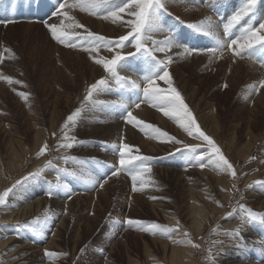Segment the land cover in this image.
<instances>
[{
	"label": "rangeland",
	"instance_id": "1",
	"mask_svg": "<svg viewBox=\"0 0 264 264\" xmlns=\"http://www.w3.org/2000/svg\"><path fill=\"white\" fill-rule=\"evenodd\" d=\"M166 1L176 2L183 10L171 9L166 4L161 23L173 33L179 25L188 29L187 39L182 38L180 31L178 35L174 33L176 40L197 51L181 55L183 47H172L154 55L160 60L172 57L168 65L172 86L181 93L201 129L215 140L232 163L236 177L220 173L211 166L201 169L191 163L185 146L203 141L190 137L185 131L180 133L179 123L165 124L160 108L157 107L150 119L140 120L175 136L183 144L157 137L151 130L142 131V125L128 123L127 112H132L134 107L132 98H138L141 90L132 95L127 83L119 87L105 69L108 85L94 94L92 101H85L87 87L91 85L87 83L102 74L91 67V57L96 51L90 55L84 50L93 46L86 31L113 41L130 31L122 22L103 18L110 9L102 8L95 16L80 8L64 10L74 20L57 14L40 21L5 20L0 23V76H10L13 82L0 79V165L3 167L0 168V193L16 186L8 198V206H0V243L6 242L4 251L0 250V264H17L15 261L21 256L26 259L24 264H183L182 260L172 259V248L186 250L185 260L192 258V264H264V222L243 219L246 209L264 213V184L253 183L264 181V101L258 102L259 92L248 94V86L264 79V73L253 67V70L247 69L246 76L234 68L235 62L241 60V68L246 71L247 64L243 60L247 58L264 68V55L257 49L236 57L225 48L233 56L223 52L222 58H210L203 51L211 47L206 46L207 37L192 35L189 25L201 21L203 14H195L199 9L203 11L208 3L204 11L211 12L206 17L219 26L217 30L223 35L219 13L225 14L223 22H227L243 0ZM113 3L121 4L122 0H113ZM7 9L13 10L10 3ZM79 15L89 17L79 22L84 27H67L74 25ZM122 15L125 20L130 18L126 13ZM263 21L264 0H258L251 19L246 18L233 30L232 37L224 36V39L239 35L246 22L258 27ZM48 24L62 25L67 31L80 33L72 40L77 46L68 47L54 40ZM157 33H152V38L163 41L162 37L155 39ZM191 42H198L201 47H193ZM102 45L106 46L101 43V48ZM131 46H134L132 42H125L119 51ZM148 46L154 47L151 42ZM124 56L120 62L124 68L121 72L129 71L141 77V83H136L142 88L146 84L143 77L148 63L139 53ZM128 79L134 80H124L128 82ZM159 87L169 85L160 80ZM19 93H28L29 100ZM81 105L84 108L75 124L63 129L67 116ZM29 106L39 115L43 133L39 144L34 142L36 127L32 125ZM65 131L74 139L66 141ZM69 142L71 147H60ZM124 143L133 146V151L125 158L129 155L148 157L143 164L151 171L144 172L135 184L126 169L112 175L119 167L117 148ZM45 144L47 151L37 156ZM139 167L137 163L136 168ZM38 168H43L39 175L29 176ZM16 181L21 183L16 184ZM101 183L103 187L99 186ZM192 188L197 190L198 201L205 210L200 224L192 219ZM50 190L51 196L48 195ZM39 197L38 209L33 204L22 219H16L17 207ZM242 205L246 209H242ZM128 219L173 227L179 223L180 231L172 234L173 239H183L182 233L186 231L199 247L175 244L165 236L129 226ZM216 229L218 231L214 232ZM236 229H239V238L230 235ZM17 240L30 245L17 249L19 243H14ZM16 249L18 251L11 255ZM46 250L67 255L49 258Z\"/></svg>",
	"mask_w": 264,
	"mask_h": 264
},
{
	"label": "snow or ice",
	"instance_id": "2",
	"mask_svg": "<svg viewBox=\"0 0 264 264\" xmlns=\"http://www.w3.org/2000/svg\"><path fill=\"white\" fill-rule=\"evenodd\" d=\"M258 0H243L242 6L234 12V14L224 23L221 31H218V25L211 21V18H205L198 23L190 24L189 27L192 28L196 33L202 34L209 38L212 43L211 47L204 49L210 58H215L217 56H223V50L225 48L230 49L234 56L243 57L245 53H252L254 50H259L264 52V22L259 23L258 27L246 22V26L241 27L239 35L231 40H225L224 36H231L233 30L237 26L241 25L242 21L246 18L249 20L255 13L256 5ZM65 8H80L82 11L90 12L91 15L95 16L102 9H110L107 11V15L103 16L105 20L111 19L114 23L119 21L130 28V31L126 35H122L118 40H109L103 36H99L91 31H86V36L92 39L93 46L85 48L91 55L94 51H98L100 44L103 43L109 46V50H113V45L116 49L123 48L125 42H132L136 49V53L142 54L147 57L148 60V70L144 75L143 80L146 82V86L142 88L143 96L146 100L152 103L153 107H158L167 117L176 120L180 127L190 136L195 137L203 141L201 144L186 145L185 151L188 152L189 161L203 169L205 167L211 166L220 173H230L232 177H236V169L229 161V159L224 155L220 146L215 142V140L207 135L200 127L195 116L193 115L189 106L185 103L183 96L178 91L177 88L172 86V77L168 71V65L172 62V57L168 56L164 60L157 59L155 57V52H167L172 47H183V54H191L197 51L194 48H189L179 44L173 31L170 28H165L161 23V14L166 12V0H122L121 4H114L113 0H73V3H68V0H63V2L58 4L57 15H63L66 18L73 19L74 17H69L67 11H62ZM130 17L125 20L124 14ZM0 23H5V21H0ZM47 24V21H45ZM67 27H80L84 26L78 21L74 25H68ZM48 28L51 32V36L54 40L61 44H66L68 47H76V44L72 43V40L80 35L75 31H67L65 27L57 24H48ZM157 31H166L168 35L163 41H155L152 38V33ZM152 43L154 47H149V43ZM163 46H160V45ZM82 46V45H81ZM10 51V50H9ZM136 53H128L129 56L135 55ZM97 64L103 65L104 69L111 73L113 77L119 78L118 68L120 62L125 59V56L121 54L120 51H116L115 55L111 59L100 58L96 59L93 56ZM264 64V61H262ZM162 73V74H161ZM0 79H4L9 83L13 82L10 76H0ZM127 79V78H119ZM157 80H164L168 83L169 87L161 88L157 85ZM19 83V81H16ZM109 81L106 78H101L95 83L91 84L87 90L85 101H92L94 94H98L104 90L108 85ZM132 84L136 88H140V84L136 81H132ZM224 87L227 88L228 85L225 83ZM249 95L251 92H258L260 88H264V79H261L257 83L248 86ZM25 100L28 99V93H19ZM136 108L140 107V103L135 105ZM84 105L77 108L70 115L67 116L66 122L63 125V129H68L69 124H75L76 120L80 117L81 111ZM126 119L128 123L135 122L137 125H142L141 130H151L157 137H167L169 141L183 144V141L177 140L175 136H170L168 133L161 131L159 128L154 127L151 124H145L144 121L137 120L133 116L131 111L127 112ZM64 139L66 141H71L74 138L64 133ZM72 144L63 143L60 147L69 148ZM48 146L45 144L40 151L36 154L37 156H42L47 151ZM120 159L119 167L113 171L112 175H118L121 170H128L132 174V180L135 181L138 177H141L144 172H150L151 169L143 164V161L147 160L148 157L141 156H131L125 158L126 154H130L133 151V146L124 143L117 148ZM139 151L138 148L135 149ZM255 159V157H252ZM51 162L49 161L48 164ZM137 163L140 164L139 168H136ZM47 166V165H46ZM135 169V171H134ZM43 171V168H38L35 172L29 173V176H37ZM24 179H27L25 177ZM91 179V178H90ZM21 181H16V184H20ZM253 183H262L264 181H254ZM16 185L11 188L4 190L0 193V206L7 207L9 204V196L12 193ZM103 187V184H99ZM235 187V186H234ZM48 195H52V191L48 192ZM242 209H246V206H240ZM244 220H257L264 222V213L255 212L252 209H246V213L243 217ZM127 224L129 226H137L140 230L147 231L153 235H162L168 239H172L175 244H186L192 247H199V245L194 244L191 239V234L189 232H183V239H173L172 234L174 232L180 231L179 223L176 226L161 225L157 222H145L140 220L128 219ZM218 231V229L214 230ZM233 237L239 238V229L234 230L230 233ZM45 255L49 258H53L60 255H67V253H53L46 250Z\"/></svg>",
	"mask_w": 264,
	"mask_h": 264
},
{
	"label": "bare ground",
	"instance_id": "3",
	"mask_svg": "<svg viewBox=\"0 0 264 264\" xmlns=\"http://www.w3.org/2000/svg\"><path fill=\"white\" fill-rule=\"evenodd\" d=\"M208 2H211V0H209ZM68 3H72V0H68ZM166 4H168L169 6H170V8L171 9H175V8H180V9H182L183 10V8H182V6H178V4L176 3V2H174V1H166ZM209 4V3H208ZM205 5V7H203V11L202 10H200L199 9V11L197 12V14H195L196 16H201L202 14H203V16H202V19H201V21L202 20H205V17L208 15V14H210V12H207V11H204V8H208V6L209 5ZM67 8H65L64 10H66ZM64 10H62V11H64ZM126 14H127V12H125ZM190 16V15H189ZM79 17H80V19H75V21H78V22H82V21H84V20H87V19H89V17H87L86 15H85V17L84 16H81V15H79ZM207 18V17H206ZM226 20V19H225ZM264 22V21H263ZM226 23V22H225ZM109 24V23H108ZM107 24V25H108ZM222 28V27H221ZM157 35V37H155V39L156 40H160V38H158V37H162V38H165L168 34L166 33V31H158V33L156 34ZM232 37V36H231ZM183 38V37H182ZM189 40V39H188ZM204 40V39H203ZM198 43V42H197ZM200 43V42H199ZM202 43V42H201ZM129 44V43H128ZM102 47L103 48H101V47H99V49H98V51H96L93 55H92V57H91V61H92V64L93 65H91V67H92V70L93 71H97L98 73H99V70L102 72V74L101 75H99V77H96V78H91V81H89L88 83H87V86H88V84L89 83H91L92 84V82L93 83H95L96 81H98L99 79H101L102 77L103 78H106L107 79V77H106V75H105V70H104V67H103V65H101V64H97L96 62H95V59H93V56H95V58L96 59H100V58H107V59H111L114 55H115V52L116 51H119V49H116L115 48V46H113V50L112 51H110L109 50V46H107V48H104V47H106V46H103L102 45ZM85 49V48H84ZM134 51H136V49H135V47L134 46H131V47H125L124 48V51H120L121 52V54L122 53H124V54H122V55H126V54H128V53H130V52H134ZM230 51V50H229ZM229 51H227L226 49H224L223 50V52H225V53H227L228 52V54L227 55H229V56H233V55H231L230 54V52ZM174 52H172L171 54H173ZM158 55V54H157ZM253 55V54H252ZM228 56V58H230ZM260 56V55H259ZM161 57V56H160ZM193 57H195L194 55H193ZM254 57V56H253ZM252 57V58H253ZM196 58H197V55H196ZM200 58V57H199ZM203 58H204V56H203ZM204 60H205V58H204ZM224 60V59H223ZM228 60V59H227ZM226 60V61H227ZM247 60V61H246ZM246 60H243V62H245L247 65H246V71L245 70H243L241 67H242V61L241 60H237L235 63V65H234V68H235V71L237 72V73H244L246 76H248V73H249V71L247 70V69H252L253 67H255V68H257V69H259L258 71H260V72H263L264 73V68H262V67H260L259 66V64H255V63H253L252 61H249L248 60V58L246 59ZM258 60V59H257ZM202 61V60H201ZM207 61V60H206ZM230 61V60H229ZM203 62V61H202ZM209 62V61H208ZM223 62V61H222ZM256 62V61H255ZM196 63V62H195ZM198 63V62H197ZM199 63L201 64V62L199 61ZM258 63V62H257ZM202 64H204V63H202ZM201 64V65H202ZM220 64H222V63H220ZM192 66H194V65H192ZM232 67V66H231ZM203 68H205L204 66H203ZM218 68V67H217ZM222 68V67H221ZM99 69V70H98ZM219 69V68H218ZM232 69V68H231ZM204 70V69H203ZM209 71H210V69H208ZM253 70V69H252ZM121 71H124V68L122 67V66H120L119 68H118V73H119V75L120 76H125L124 78H130V80H132V79H134L136 82H140V78L141 77H139V76H135V75H133L132 73H130L129 71H125V72H121ZM213 71V70H212ZM216 71H218V70H216ZM221 71V70H220ZM220 71H218V72H220ZM231 71V70H230ZM230 71H229V73H230ZM232 71H234V70H232ZM221 73V72H220ZM219 73V74H220ZM227 73H228V71H227ZM228 73V74H229ZM207 74H208V72H207ZM210 74H211V72H210ZM209 74V75H210ZM232 74V73H231ZM54 75V74H53ZM129 75V76H128ZM215 75V74H214ZM119 76V78H121ZM229 76H231V75H229ZM234 76V75H233ZM236 76V75H235ZM210 77V76H209ZM228 77V76H227ZM58 78V77H57ZM119 78H116V77H113L112 75H111V81H116V83H117V85L120 87V86H122V85H124V84H126L127 82L123 79V84L121 83L122 82V80L120 79V81L121 82H119ZM230 78V77H229ZM241 78V77H240ZM249 78V77H248ZM234 79V78H233ZM133 80V81H134ZM230 80H231V78H230ZM241 80H242V78H241ZM62 81V80H61ZM128 81H129V79H128ZM233 81V80H232ZM239 81V80H238ZM245 81V80H244ZM141 83V82H140ZM143 83H145V82H143ZM156 83H157V85L159 86L160 85V80H157L156 81ZM173 83V82H172ZM186 84V83H185ZM144 86H146V84H144ZM144 86H142V87H144ZM88 87H90V86H88ZM88 87H87V90H88ZM186 87H187V85H186ZM260 89H262V88H260ZM186 90V89H185ZM259 92V95H258V98H257V100H258V102H261V101H264V89L263 90H260V91H258ZM138 96V95H137ZM253 96V95H252ZM256 96V95H255ZM254 98V97H253ZM29 100V99H28ZM255 100V99H254ZM31 101V100H30ZM33 101V100H32ZM137 103H140V107L139 108H136L135 107V105L137 104ZM262 104V103H261ZM27 105V104H26ZM132 105L134 106V107H132V114H133V116H135L136 118H137V120H140V119H144V120H148V119H150L154 114H156V111L158 110L157 109V107H153L152 106V103L150 102V101H148V100H146L145 99V97L143 96V94H141L138 98H132ZM28 106V105H27ZM27 108V107H26ZM256 109V108H255ZM28 110V112H29V114L30 115H32L31 116V121H32V125H34L35 127H36V134H35V143L37 144V142H38V144L41 142L40 140H42V132H41V123L39 122V115L36 113V111H34L33 109H32V107L31 106H29V108L27 109ZM263 110V109H262ZM258 112V111H257ZM264 112V111H263ZM260 113V112H259ZM161 114H163V112L161 113ZM163 116L166 118V123L165 124H169V125H177L178 124V122H176L174 119H172V118H170V117H167V116H165L164 114H163ZM143 120V121H144ZM135 123V122H134ZM136 124V123H135ZM178 129H180L179 127H178ZM181 132H184V130L182 129V131H180V133ZM42 133V134H41ZM24 144H23V149H25L24 148ZM28 150V149H27ZM25 151V150H24ZM12 153H14V152H12ZM16 153V152H15ZM0 168H1V170H2V166L0 165ZM15 168V167H14ZM199 169V168H198ZM208 169V168H207ZM209 173V172H208ZM212 173V172H211ZM217 178H218V176H217ZM192 211H193V214H192V219L195 221V222H198L199 224L200 223H202V221H203V216L205 215V210H204V206H203V204L200 202V201H198V198H199V195L196 193V191L192 188ZM202 193V192H201ZM41 197H39V198H36V199H34L32 202H30L29 204H25V205H21V206H19V207H17V210H16V214L14 215L15 217H16V219H19L20 217H21V219H22V217L23 216H25L26 215V211H28V210H32V208H33V204H36L37 206H36V208L37 207H39V204H40V202H41V199H40ZM38 209V208H37ZM31 213V212H30ZM192 213V212H191ZM14 217V218H15ZM206 218V217H205ZM11 219H13V217L11 216ZM20 219V220H21ZM8 221V220H7ZM14 221V220H13ZM198 224V225H199ZM198 229V228H197ZM14 230H15V228H14ZM11 239H12V237H11ZM11 241H14V237H13V239L11 240ZM18 242H14V243H19V245H17V249H23V248H26L27 246H29L30 245V243L29 242H25L24 240H23V242L21 241V240H17ZM31 242V241H30ZM164 242V241H163ZM9 243V242H8ZM6 247V242L4 241L3 243H0V250H2V251H4V247ZM3 247V248H2ZM165 248V247H164ZM15 250V251H13V252H8V251H5V253H7L8 252V254L10 253L11 255H13L14 253H16L18 250ZM171 253H172V259L173 260H182L183 261V264H192V262L191 261H193L192 260V258L191 259H188V261H186L185 260V258H186V256L188 255L186 252V250H183V249H174V248H172L171 249ZM4 253V254H5ZM19 253V252H18ZM7 254V255H8ZM21 254V253H20ZM154 256H156V255H154ZM16 257V256H15ZM25 257L24 256H21L18 260H16L15 262L17 263V264H24L23 262L26 260V259H24ZM27 258V257H26ZM191 263H190V262ZM28 262V261H27ZM39 264H44V263H39Z\"/></svg>",
	"mask_w": 264,
	"mask_h": 264
}]
</instances>
